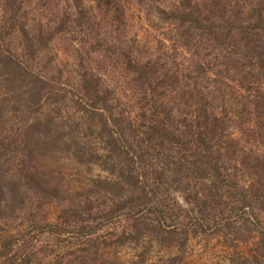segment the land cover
I'll return each instance as SVG.
<instances>
[{
	"label": "trees",
	"instance_id": "16d2710c",
	"mask_svg": "<svg viewBox=\"0 0 264 264\" xmlns=\"http://www.w3.org/2000/svg\"><path fill=\"white\" fill-rule=\"evenodd\" d=\"M61 6L0 0V83L15 99L13 109L34 114L69 93L75 110L96 123L112 183L123 179L138 190L107 210L86 201L63 213L107 218L149 203L153 230L163 232L164 205L157 189L145 191L139 173L149 160V186L161 176L176 184L205 225L234 229L248 215L264 251V219L254 216H264V0H149V30L157 38L143 46L146 52L114 41L85 0ZM62 38L78 55L68 91L62 71L51 72L57 54L43 63ZM96 61L120 69L128 94L116 96ZM123 98L132 118L120 108ZM41 121L33 119L28 131ZM246 230L238 242L251 238Z\"/></svg>",
	"mask_w": 264,
	"mask_h": 264
},
{
	"label": "rangeland",
	"instance_id": "374dc122",
	"mask_svg": "<svg viewBox=\"0 0 264 264\" xmlns=\"http://www.w3.org/2000/svg\"><path fill=\"white\" fill-rule=\"evenodd\" d=\"M49 1L58 8L65 3ZM85 1L114 41L146 52L143 46L157 38L153 27L149 30V0ZM155 1L166 5L172 0ZM68 39L55 40L43 59L50 62L57 54L51 72L62 71L67 91L74 85L72 69L78 63ZM96 62L93 67L107 71L103 81L118 90L116 96L128 94L120 69ZM14 101L0 83V264H264L257 223L243 215L234 229L215 227L212 221L200 224L193 201L176 184L161 176L149 186V160L139 173L146 180L145 191L157 189L156 198L164 205L163 232L153 230L149 203L107 218L63 213L86 201L96 210H107L138 190L123 179L112 183L116 177L103 158L96 123L75 110L69 93L35 114L13 109ZM121 103L124 115L132 118V106L125 98ZM36 118L40 125L28 131ZM138 203L135 197L132 204ZM254 216L264 219L259 212ZM246 229L252 230L251 238L238 242L235 237Z\"/></svg>",
	"mask_w": 264,
	"mask_h": 264
}]
</instances>
